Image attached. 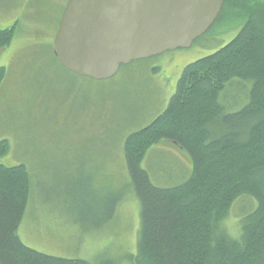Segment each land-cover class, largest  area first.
Masks as SVG:
<instances>
[{
  "label": "rangeland",
  "instance_id": "374dc122",
  "mask_svg": "<svg viewBox=\"0 0 264 264\" xmlns=\"http://www.w3.org/2000/svg\"><path fill=\"white\" fill-rule=\"evenodd\" d=\"M67 1L0 0V28L16 24L11 43L0 48V66L7 70L0 85V140L10 143L0 162L23 163L32 178L18 231L26 245L90 264H131L140 202L130 184L126 138L165 110L184 67L230 42L244 18L227 9L190 47L133 61L97 80L53 55ZM234 81L221 94L227 111L245 104L251 86ZM142 164L161 187L182 183L193 167L190 156L169 143L153 146ZM254 206L247 196L235 202L226 218L231 235L239 234L243 209Z\"/></svg>",
  "mask_w": 264,
  "mask_h": 264
},
{
  "label": "trees",
  "instance_id": "16d2710c",
  "mask_svg": "<svg viewBox=\"0 0 264 264\" xmlns=\"http://www.w3.org/2000/svg\"><path fill=\"white\" fill-rule=\"evenodd\" d=\"M227 9L244 18L238 34L187 64L165 110L124 143L140 202L131 264H264V0H226L216 21ZM15 28H0V48L11 43ZM52 49L58 60L53 44ZM6 75L0 66V85ZM237 79L251 84L247 100L227 111L221 94ZM164 143L187 153L193 166L186 180L168 187L154 184L142 164L153 146ZM9 151V141L1 139L0 158ZM31 191L25 164L0 162V264H90L40 252L21 240ZM245 196L255 206L243 209L233 236L226 218Z\"/></svg>",
  "mask_w": 264,
  "mask_h": 264
},
{
  "label": "water",
  "instance_id": "95a60500",
  "mask_svg": "<svg viewBox=\"0 0 264 264\" xmlns=\"http://www.w3.org/2000/svg\"><path fill=\"white\" fill-rule=\"evenodd\" d=\"M226 0H68L54 37L59 62L97 80L122 65L190 47Z\"/></svg>",
  "mask_w": 264,
  "mask_h": 264
}]
</instances>
